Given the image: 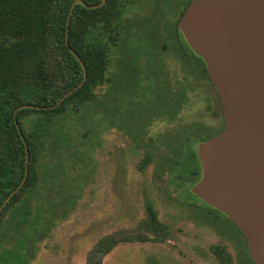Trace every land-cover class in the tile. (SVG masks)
<instances>
[{
  "label": "rangeland",
  "instance_id": "374dc122",
  "mask_svg": "<svg viewBox=\"0 0 264 264\" xmlns=\"http://www.w3.org/2000/svg\"><path fill=\"white\" fill-rule=\"evenodd\" d=\"M191 1H128L123 23L127 26L124 38L127 35L130 40L126 38L113 50L108 72V78L116 83L96 90L97 97L102 96V105L94 106L101 108L95 116L86 113L85 122L71 120L56 131V144L66 153V159L57 164L50 159L48 176L43 180L45 190L40 199L21 207L22 232L17 237L13 232L11 242H3L7 251L0 264H85L88 252L99 239L115 231L138 229L147 222L146 199L168 227L167 239L120 244L103 264H220L211 251L215 245L226 248L231 264H248L245 243L237 228L190 193L193 183L183 192L176 186V169L170 160L171 146L190 134L191 128H204L207 133L203 132L202 137L222 130L224 120L211 84L188 74L170 47L162 55L168 76L160 78L162 86L159 88L150 79H141L138 84L146 85L151 111L166 112L164 101L170 91L182 92L181 108L171 118L152 119L136 131L118 127L121 114L117 100L124 84L119 78L132 75L124 72L119 81L115 78L124 67L144 69L152 59L153 49L159 52L173 43L167 37L169 30L174 29ZM144 27L150 28L148 37L153 41L133 35ZM140 71L137 78H147L146 70ZM150 85L157 86L154 93ZM160 97L163 101L157 99ZM115 108L116 114L107 118L106 110ZM198 144V139H190L186 150L196 149ZM147 149L154 155L153 162L141 172L138 165ZM192 203L201 207L199 214L204 218L191 207Z\"/></svg>",
  "mask_w": 264,
  "mask_h": 264
},
{
  "label": "trees",
  "instance_id": "16d2710c",
  "mask_svg": "<svg viewBox=\"0 0 264 264\" xmlns=\"http://www.w3.org/2000/svg\"><path fill=\"white\" fill-rule=\"evenodd\" d=\"M74 1L0 0V208L7 197L18 188L26 174L27 151L20 132L28 144L30 158L29 173L23 188L8 202L0 215V246L5 240L11 242L13 232L14 235L17 234L15 237L21 234L19 232H22L23 227L19 218L22 214L20 209L24 205L29 206L33 200L41 198L42 191L45 190L46 183L43 184V180L48 176L50 159H54L56 164L63 163L66 159V153L56 144V131L62 129L64 124L71 120L85 122L86 113L93 115L97 113L101 108L96 109L94 106L102 105V96L99 99L96 90L105 84L109 83L112 86L116 83L108 78V72L112 64L113 50L127 38V35L124 38L127 26L123 23V16L130 0H107V3L98 9L77 5L70 20L69 48L66 30ZM83 1L89 6L102 2V0ZM186 7L177 19L174 29L169 30L170 33L167 35L173 43L170 46H163V52L153 49L151 61L144 66L147 78H137L140 70H144L139 66L132 69L124 67L115 78L118 79L124 72L132 75L130 78H119L124 84L120 88V96L117 100L120 105L118 112L121 114L118 127L123 125L128 131L132 129L136 131L141 129V126H147L152 119L171 118L181 108L182 92L170 91L164 101L168 107L166 112L151 111V105L147 102L146 85L138 84L141 79H150L159 88L162 86L160 78L163 80L165 77L168 78L162 55L170 47L188 74L196 75L211 84L216 94L217 108L223 117L220 98L209 79L205 61L195 54L177 27ZM152 29L158 31L156 28ZM140 30L142 31L138 29L133 35L140 40L149 38L153 41V38L148 37L150 28L144 27ZM129 40L127 38V41ZM70 49L76 52L86 65L87 80L80 89L68 95L58 107L51 108L77 87L84 78L83 67ZM155 88L157 86L150 85V92L154 93ZM157 99L163 101L161 97ZM107 102L111 104L113 101L109 99ZM23 105L41 108H26L18 111ZM106 112L107 118H111L116 114L117 108L114 111L107 109ZM107 118L105 116V119ZM109 126L114 128L115 122L110 123ZM203 132L207 133L202 127H193L190 134L180 137L178 142L171 146L170 160L176 169V186L182 192L189 184L193 183L191 186H194L202 176L197 154L198 145L196 149L189 151L186 147L190 139L196 138L200 144L215 136L202 137ZM189 135L192 136L188 137ZM77 152L78 150L76 154ZM153 158V153L147 149L138 165L139 170L145 171L153 162ZM191 188L190 193L196 197L191 192ZM203 203L210 210L226 216L207 203ZM191 207L198 214L200 213L201 207L193 203ZM145 210L148 216L145 224L138 229L119 230L102 237L88 252L85 264H103L105 257L120 244L166 240L169 229L159 220L158 213L149 199L145 201ZM29 215L30 210L26 216ZM200 217L204 218L202 215ZM26 222L28 223V220ZM229 222L232 223L230 220ZM6 227L9 236L6 234ZM237 230L245 243L244 256L248 264H254L249 256L245 238L238 228ZM17 243L18 241L14 247ZM3 251L5 253L6 248ZM211 251L218 257L220 264H231V255L225 247L215 245L211 247ZM2 257L4 256L0 255V259Z\"/></svg>",
  "mask_w": 264,
  "mask_h": 264
},
{
  "label": "water",
  "instance_id": "95a60500",
  "mask_svg": "<svg viewBox=\"0 0 264 264\" xmlns=\"http://www.w3.org/2000/svg\"><path fill=\"white\" fill-rule=\"evenodd\" d=\"M107 0L89 6L75 0L66 30L67 46L72 13L79 4L98 9ZM191 49L203 58L209 79L221 102L223 131L198 144L202 176L192 188L199 199L225 214L241 231L254 264H264V0H192L177 25ZM84 70L87 68L70 49ZM37 108L20 106L18 111ZM17 112L15 113V119ZM19 129V125H17ZM26 174L8 202L21 190L29 173L28 144Z\"/></svg>",
  "mask_w": 264,
  "mask_h": 264
},
{
  "label": "flooded vegetation",
  "instance_id": "af4514ba",
  "mask_svg": "<svg viewBox=\"0 0 264 264\" xmlns=\"http://www.w3.org/2000/svg\"><path fill=\"white\" fill-rule=\"evenodd\" d=\"M223 120H224V118H223ZM223 122H224V121H223ZM224 125H225V124H224ZM224 125H223L222 130H221L218 134H220V133L223 131V129H224ZM218 134H216V135H218ZM216 135H215V136H216ZM213 137H214V136H213ZM200 179H201V178H200ZM198 182H199V181H198ZM198 182H197V183H198ZM196 197H197V196H196ZM197 198H198V197H197ZM200 200H201V199H200ZM203 202H204V201H203ZM1 214H2V213H1ZM4 242H5V241H4ZM3 244H4V243H2V245L0 246V252L2 251V253H1L0 255H3V254H4V251H3V250H4L5 248L3 247Z\"/></svg>",
  "mask_w": 264,
  "mask_h": 264
}]
</instances>
